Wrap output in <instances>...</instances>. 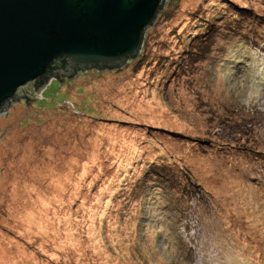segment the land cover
<instances>
[{
	"label": "rangeland",
	"instance_id": "obj_1",
	"mask_svg": "<svg viewBox=\"0 0 264 264\" xmlns=\"http://www.w3.org/2000/svg\"><path fill=\"white\" fill-rule=\"evenodd\" d=\"M228 2L251 36L223 14L160 46ZM145 37L0 111V264H264V0H165Z\"/></svg>",
	"mask_w": 264,
	"mask_h": 264
},
{
	"label": "water",
	"instance_id": "obj_2",
	"mask_svg": "<svg viewBox=\"0 0 264 264\" xmlns=\"http://www.w3.org/2000/svg\"><path fill=\"white\" fill-rule=\"evenodd\" d=\"M164 1L0 0V111L24 96L31 105L51 75L124 64Z\"/></svg>",
	"mask_w": 264,
	"mask_h": 264
},
{
	"label": "trees",
	"instance_id": "obj_3",
	"mask_svg": "<svg viewBox=\"0 0 264 264\" xmlns=\"http://www.w3.org/2000/svg\"><path fill=\"white\" fill-rule=\"evenodd\" d=\"M227 5H230L231 7L219 8V10L216 12V15L210 14V16H209L208 13L205 15L203 13L205 8L199 14L195 12L193 15V13L191 11L187 12V15L189 17L188 18L189 19L188 24L187 25L184 24L185 26H183L182 29L179 28L180 30L173 29V34H174V36H176V40L168 42L167 44H165L164 41H162V42H160L161 43L160 46H162L164 48H170V49L173 48L174 50H176L178 52L180 50L181 46L183 44H185V42H183V40L185 38L187 39V36L190 34V33L185 32V30H186L185 28H187V29L189 28L190 29L189 31L193 32L191 34L195 35L199 32L198 30L200 28L208 27V29H209L211 27H215L216 22L223 26V24H222L223 21H221L223 14H225V17L222 19L223 20L226 19V21L229 20V22H230V24H229L230 28L228 27V29H224L223 33L226 31L229 34L230 32H232L231 30L236 29L235 31L237 32V34H240V32L246 31L245 33H247L248 36H251V33H253V29H251L250 27L257 29L258 28L257 24H254V22L252 20H250L249 18H247L241 14L242 13L241 9H243L241 6H239V5L235 6L234 2H228ZM229 8H231V9H229ZM161 10H162V8H161ZM163 12H164V16L166 18L169 17L167 11H162L161 13H163ZM246 12H248V11H246ZM162 17H163V15H162ZM251 17L254 20L252 15H251ZM257 18H259V17H257ZM260 18H262V17H260ZM250 24H252V25L250 26ZM245 29H247V30H245ZM196 31H197V33H196ZM226 32H225V34H226ZM194 35H193V37H194ZM232 36H234V35H232ZM255 36H256V34H253V37H255ZM148 37H145V40H144L145 45L142 46L143 48L141 47V51H140V56H141L140 61L141 62H142V60L147 59V56H149V55L154 56V54H152V52L157 53V49H152V51H150V52L147 50V47H148V43H147L148 40L147 39H148ZM170 54H172V49L170 51ZM134 57H136V55ZM149 62H151V60H149L148 63ZM51 76H54V75H51ZM46 82H45V84H46Z\"/></svg>",
	"mask_w": 264,
	"mask_h": 264
},
{
	"label": "clouds",
	"instance_id": "obj_4",
	"mask_svg": "<svg viewBox=\"0 0 264 264\" xmlns=\"http://www.w3.org/2000/svg\"><path fill=\"white\" fill-rule=\"evenodd\" d=\"M242 106L247 111H264V84L259 81L251 83L243 95Z\"/></svg>",
	"mask_w": 264,
	"mask_h": 264
},
{
	"label": "flooded vegetation",
	"instance_id": "obj_5",
	"mask_svg": "<svg viewBox=\"0 0 264 264\" xmlns=\"http://www.w3.org/2000/svg\"><path fill=\"white\" fill-rule=\"evenodd\" d=\"M78 70V69H77Z\"/></svg>",
	"mask_w": 264,
	"mask_h": 264
}]
</instances>
